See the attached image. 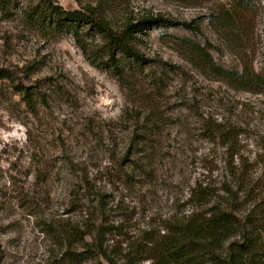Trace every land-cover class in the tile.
<instances>
[{"label":"rangeland","instance_id":"1","mask_svg":"<svg viewBox=\"0 0 264 264\" xmlns=\"http://www.w3.org/2000/svg\"><path fill=\"white\" fill-rule=\"evenodd\" d=\"M58 2L114 31L163 22L133 33L143 59L114 52L112 69L98 35L76 42L17 9L0 14V264H45L39 225L66 216L73 187L94 185L110 220L144 228L189 209L198 186L231 181L226 146L209 130L231 128L233 149L250 161L264 145V90L231 89L209 68L264 73V0Z\"/></svg>","mask_w":264,"mask_h":264},{"label":"trees","instance_id":"2","mask_svg":"<svg viewBox=\"0 0 264 264\" xmlns=\"http://www.w3.org/2000/svg\"><path fill=\"white\" fill-rule=\"evenodd\" d=\"M10 8L51 35L68 34L76 42L82 35H98L112 69L117 68L114 52L128 60L143 59L131 45L133 33L163 22L159 17H143L114 31L90 9H65L58 0H0L1 15ZM80 46L86 53V47ZM94 57L86 58L97 66ZM209 68L231 89L264 90V73L247 65L239 70L215 64ZM214 129L208 134L226 146L224 164L231 181L214 190L204 183L190 193L189 209L133 229L121 220H110L104 193L94 185L73 187L67 193L66 216L39 225L48 242L45 264H264V253L258 254L264 250V145L250 161L233 149L237 135L231 128L222 123Z\"/></svg>","mask_w":264,"mask_h":264}]
</instances>
